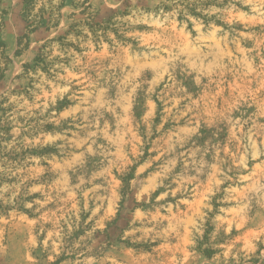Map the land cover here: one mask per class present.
<instances>
[{
  "label": "rangeland",
  "instance_id": "rangeland-1",
  "mask_svg": "<svg viewBox=\"0 0 264 264\" xmlns=\"http://www.w3.org/2000/svg\"><path fill=\"white\" fill-rule=\"evenodd\" d=\"M0 264H264V0H0Z\"/></svg>",
  "mask_w": 264,
  "mask_h": 264
},
{
  "label": "trees",
  "instance_id": "trees-1",
  "mask_svg": "<svg viewBox=\"0 0 264 264\" xmlns=\"http://www.w3.org/2000/svg\"><path fill=\"white\" fill-rule=\"evenodd\" d=\"M27 27H28V28H31V27H32V24H30V23L28 22ZM33 29H34V28L30 29V30L27 31L24 35L20 36V40H22L23 38H29V33H30L31 31H33ZM2 45L5 46V42H4V41H2ZM19 54H20V52L17 51V55H19Z\"/></svg>",
  "mask_w": 264,
  "mask_h": 264
}]
</instances>
